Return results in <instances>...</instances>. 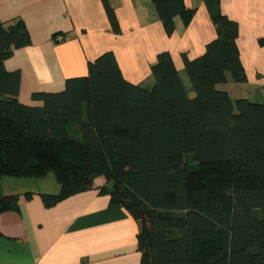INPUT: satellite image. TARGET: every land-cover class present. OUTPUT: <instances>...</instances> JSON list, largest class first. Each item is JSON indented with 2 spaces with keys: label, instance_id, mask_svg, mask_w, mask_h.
Wrapping results in <instances>:
<instances>
[{
  "label": "trees",
  "instance_id": "trees-1",
  "mask_svg": "<svg viewBox=\"0 0 264 264\" xmlns=\"http://www.w3.org/2000/svg\"><path fill=\"white\" fill-rule=\"evenodd\" d=\"M101 1L118 34L108 0ZM150 1L168 37L176 17L192 15L184 0ZM204 4L216 37L202 55H182L192 99L169 52L156 55L146 91L124 78L108 51L88 63L86 76L67 79L57 93H33L40 105H24L20 72L4 62L30 37L22 22L0 21L2 223L21 220L18 196L2 194L3 177L54 172L60 192L40 194L45 208L92 190L100 178L98 194L139 223L142 264H264V105L218 88L246 82L238 25L218 0Z\"/></svg>",
  "mask_w": 264,
  "mask_h": 264
},
{
  "label": "crops",
  "instance_id": "crops-1",
  "mask_svg": "<svg viewBox=\"0 0 264 264\" xmlns=\"http://www.w3.org/2000/svg\"><path fill=\"white\" fill-rule=\"evenodd\" d=\"M204 2L184 0L192 15L187 22L176 17L174 34L168 37L150 0H108L118 34L101 0H0V21L22 22L30 37V45L14 51L4 67L20 72L19 102L40 105L32 102L33 93L62 91L67 79L86 76L88 63L108 51L128 82L151 91L150 67L158 53L167 51L192 99L182 55H202L216 37ZM218 2L221 13L238 25L237 46L246 74L245 83L218 88L232 100L264 105V0ZM46 176L1 179L2 194L18 196L21 220L4 224L0 217V264H142L136 243L139 223L123 209L110 207L108 196L98 194L104 184L100 178L92 190L45 208L40 194L60 192L59 184L55 188Z\"/></svg>",
  "mask_w": 264,
  "mask_h": 264
},
{
  "label": "rangeland",
  "instance_id": "rangeland-1",
  "mask_svg": "<svg viewBox=\"0 0 264 264\" xmlns=\"http://www.w3.org/2000/svg\"><path fill=\"white\" fill-rule=\"evenodd\" d=\"M46 177H47V178H45L46 181L51 182L52 185H53L55 188L58 186V185H57L58 183H57L56 176H55L54 172H49V173L47 174ZM56 190H57V189H56ZM56 192H58V191H54V194H53V195L57 194Z\"/></svg>",
  "mask_w": 264,
  "mask_h": 264
},
{
  "label": "built area",
  "instance_id": "built-area-1",
  "mask_svg": "<svg viewBox=\"0 0 264 264\" xmlns=\"http://www.w3.org/2000/svg\"><path fill=\"white\" fill-rule=\"evenodd\" d=\"M57 40L60 41L61 39L59 37H57Z\"/></svg>",
  "mask_w": 264,
  "mask_h": 264
}]
</instances>
